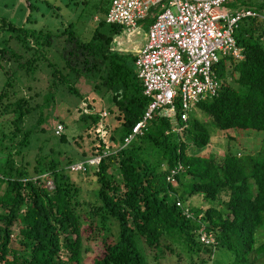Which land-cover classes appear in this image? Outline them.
I'll list each match as a JSON object with an SVG mask.
<instances>
[{
    "label": "trees",
    "instance_id": "1",
    "mask_svg": "<svg viewBox=\"0 0 264 264\" xmlns=\"http://www.w3.org/2000/svg\"><path fill=\"white\" fill-rule=\"evenodd\" d=\"M25 1L31 11L39 8ZM109 4L94 1L102 17L87 40L74 21L52 32L37 27L31 11L22 24L0 15V264H150L146 248L156 261L168 251L184 254L188 264L195 258L198 264H264V138L255 153L228 149L219 160L188 152L189 144L210 143V126L264 130V0L229 3L255 13L234 33L243 57L220 59L218 95L199 102L186 122L177 121L182 134L155 115L128 143L152 97L143 94L134 65L140 49L112 48L113 35L102 28H124L105 21ZM150 21L141 22L146 30ZM81 77L94 94L76 88ZM65 91L83 100L81 107L61 106ZM96 94L110 96L114 109L95 110ZM64 108L79 127L70 136L55 132L65 124ZM96 156L97 166L68 168ZM177 164L184 169L174 183L167 177ZM72 173L95 178L93 201H80ZM186 196H202L208 205H190ZM84 235L102 245L88 263ZM218 249L223 256H216Z\"/></svg>",
    "mask_w": 264,
    "mask_h": 264
},
{
    "label": "built area",
    "instance_id": "2",
    "mask_svg": "<svg viewBox=\"0 0 264 264\" xmlns=\"http://www.w3.org/2000/svg\"><path fill=\"white\" fill-rule=\"evenodd\" d=\"M231 1L110 0L107 23L118 24L130 32L151 18L146 42L136 53L134 65L143 94L152 100L125 143L142 134L155 115L168 118L174 123L172 130L179 132L183 126H178L177 121L186 122L199 102L218 95L222 81L216 66L222 57H243V48L237 44L234 33L244 17L255 15L244 6H230ZM105 114L103 111L102 115ZM62 130L63 126L58 124L55 132L60 134ZM99 161L96 156L68 168L84 171L87 166H97ZM183 169L181 164L175 165L168 180L174 181V175ZM48 184L52 187L51 181ZM177 205L182 206L180 201ZM201 240L208 241L204 233Z\"/></svg>",
    "mask_w": 264,
    "mask_h": 264
},
{
    "label": "rangeland",
    "instance_id": "3",
    "mask_svg": "<svg viewBox=\"0 0 264 264\" xmlns=\"http://www.w3.org/2000/svg\"><path fill=\"white\" fill-rule=\"evenodd\" d=\"M94 1L95 0H90V2L86 5L82 3V0H30V2L38 5L39 7L37 9H32L31 11L25 0H0V15L6 16L16 24H22L25 22L28 12L31 11V17L36 19V26H45L47 30H51L52 32H55L56 28L62 24L61 22L66 23L69 20L72 22L74 21L75 29L80 38L82 40H87L91 37L93 30L98 23V20L94 19V16H97L100 19L102 17V14L95 10L93 6ZM46 2L50 3V5L46 4ZM102 28L113 35L111 42L112 48L121 52H135L144 46L147 39L146 29L141 22L135 30L130 32H128L125 28L117 32H110V26L108 24L104 25ZM4 78V74L0 69V88L4 82ZM101 81L103 80L101 79ZM92 86L93 85L89 80L85 77H81L80 81L76 85V88L83 95L87 94L89 91L91 94H94L91 91ZM59 96L58 97L64 102V104L61 103V106L66 105V107H70L71 110L76 104L80 107L83 104V100L81 104V101L77 96L66 91L64 94ZM93 96L97 97L96 102L93 104V108L95 110L103 108L108 112L114 109L112 102L109 100L110 96H100L97 94ZM58 101L59 100L57 99V103ZM86 109L87 108L84 109V112ZM57 111H59L58 107L55 113H57ZM68 113L65 111V108L60 113L62 118L65 120L66 126L60 122L59 124L63 126L62 132L65 131V133L70 136L73 132L75 133L79 127H77L76 122H72L73 120L70 119L72 116L67 118V116H69ZM196 113L198 116H202L200 112L196 111ZM106 119L109 123H111V125L114 124L112 113H110ZM179 132L182 134V129ZM210 134L211 140L207 146L203 148H196L194 145L189 144L188 152L196 153L202 156L213 155L216 160H219L228 149H231L234 152L236 151L237 154L255 153L261 147L263 142L262 140L264 138V130H220L214 126H210ZM186 140L189 141L188 138H186ZM77 174L72 173L71 175L72 179L81 187L80 201H93V196H91L92 190L97 187L95 178L91 175H87L86 173L80 175ZM173 182L176 183L175 180ZM186 200V202L190 205H192V203L205 207L208 205V203L203 201L202 196H186ZM82 219L84 220V218ZM85 226L86 224H82L81 227L84 228ZM17 229V227L14 228L15 231H17ZM83 246L88 248V250L83 252V263L91 262L102 249L100 239L87 240L85 235L83 239ZM220 251L221 249H218L216 252L217 257L220 255L223 256L224 253ZM146 254L150 264H188L189 261L184 254H182L181 258H178L175 254H170L168 251H166V256L158 261L153 259L154 250L146 248ZM195 261L196 264H198L196 258Z\"/></svg>",
    "mask_w": 264,
    "mask_h": 264
},
{
    "label": "clouds",
    "instance_id": "4",
    "mask_svg": "<svg viewBox=\"0 0 264 264\" xmlns=\"http://www.w3.org/2000/svg\"><path fill=\"white\" fill-rule=\"evenodd\" d=\"M195 110H197V108Z\"/></svg>",
    "mask_w": 264,
    "mask_h": 264
}]
</instances>
